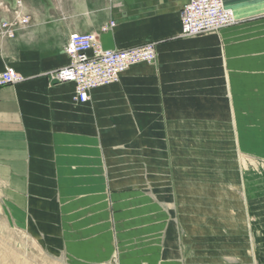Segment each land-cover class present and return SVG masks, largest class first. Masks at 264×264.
Returning a JSON list of instances; mask_svg holds the SVG:
<instances>
[{"label":"crops","instance_id":"crops-1","mask_svg":"<svg viewBox=\"0 0 264 264\" xmlns=\"http://www.w3.org/2000/svg\"><path fill=\"white\" fill-rule=\"evenodd\" d=\"M186 2L24 0L29 23L0 28V72L25 77L0 88L5 214L61 264H264V0H223L236 24L182 36ZM73 32L157 56L80 102L51 76Z\"/></svg>","mask_w":264,"mask_h":264},{"label":"built area","instance_id":"built-area-1","mask_svg":"<svg viewBox=\"0 0 264 264\" xmlns=\"http://www.w3.org/2000/svg\"><path fill=\"white\" fill-rule=\"evenodd\" d=\"M24 0H12L15 18L1 21L0 28L11 38L16 29L29 23V17L23 15ZM234 11L225 6L223 0H187L181 11V35L195 36L217 31L238 22ZM115 26V22L102 27L105 32ZM70 63L51 72L56 82L72 81L75 83V99L80 102L89 100L94 88L116 83L121 74L139 62H154L157 56L156 42L123 49L104 48L93 33L73 32L68 49ZM25 79L14 67H7L0 72V88L16 84ZM104 264H122L116 257Z\"/></svg>","mask_w":264,"mask_h":264},{"label":"rangeland","instance_id":"rangeland-1","mask_svg":"<svg viewBox=\"0 0 264 264\" xmlns=\"http://www.w3.org/2000/svg\"><path fill=\"white\" fill-rule=\"evenodd\" d=\"M252 169L263 174L264 161L253 159ZM3 200L4 196L0 192V264H61L45 255L37 243L15 225L13 216L10 222V214H5ZM252 264L258 263L252 261Z\"/></svg>","mask_w":264,"mask_h":264}]
</instances>
